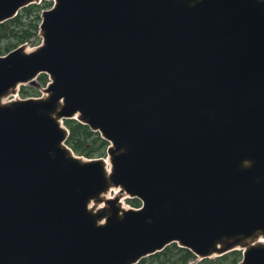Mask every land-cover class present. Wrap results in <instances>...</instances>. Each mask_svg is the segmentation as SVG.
<instances>
[{
  "label": "water",
  "instance_id": "obj_1",
  "mask_svg": "<svg viewBox=\"0 0 264 264\" xmlns=\"http://www.w3.org/2000/svg\"><path fill=\"white\" fill-rule=\"evenodd\" d=\"M37 1L0 0V23ZM51 1L43 45L0 57V264H137L172 243L264 264V0ZM40 74L45 97L1 103ZM73 117L110 143L108 176L65 145Z\"/></svg>",
  "mask_w": 264,
  "mask_h": 264
},
{
  "label": "rangeland",
  "instance_id": "obj_2",
  "mask_svg": "<svg viewBox=\"0 0 264 264\" xmlns=\"http://www.w3.org/2000/svg\"><path fill=\"white\" fill-rule=\"evenodd\" d=\"M53 2L51 1H46V0H40V2H35L32 5L38 6L39 7V18L41 21V17H40V13L42 11L48 10L51 8ZM29 7H32L31 5ZM18 16H21V18L24 17H29L28 16V12L25 11V8H21L18 11ZM32 18H28L27 20H25L26 22H28L29 20H31ZM38 22V28L36 29V32L34 34V36L25 43H16L10 39H7L6 41H1L0 40V53L6 54V49L5 48H9V51L14 50L18 47H23V49L26 52H31L34 49L38 48L39 46L42 45V36H41V31L39 29V23ZM28 25V24H27ZM12 43L10 46L12 47H6L7 44ZM16 43V44H15ZM36 83L38 85V87H33L30 85H19V87L17 88L16 91H18L19 95V99H26V98H39V97H45V87L46 85H41L39 82V79L36 78ZM29 88V89H28ZM22 89H28L27 91L29 92L28 95H22ZM33 89V90H30ZM32 91V92H31ZM35 91V92H34ZM10 98H12L11 96L4 99V101H8ZM65 119L62 120V123H64V127L66 129H68V127L65 124ZM92 140H89V143H91ZM93 147H97V145H93ZM73 152V151H72ZM74 153V152H73ZM74 155L76 156L77 154L74 153ZM78 156V155H77ZM79 158H81L82 160H90L88 157H84V156H78ZM93 159H97V158H104V159H108L107 158V153L105 151L103 156H100V153H96L92 156ZM114 189V188H113ZM107 197H112V198H117L118 197V201L120 202V205L122 207H126V209H135V207H132L131 204V199L127 197V195H125L124 193H121L119 191V189H114L113 191H109L108 194L106 195ZM124 203V204H123ZM263 237H261L262 239ZM181 249L177 246V244H171L169 246L166 247V249H164L162 252H160L159 254L156 255H151L148 256L147 258H143L140 260V262L138 264H230L231 263V258H229L230 255H232V253H241V250H239V248H237L236 250L229 252L227 254H225L223 257H219V256H214V257H210V258H200L198 256H190L189 260L186 263H183V260L181 259V255L185 254L184 252H180ZM240 251V252H238ZM158 255V256H157ZM241 255V254H240ZM239 259H238V263H239Z\"/></svg>",
  "mask_w": 264,
  "mask_h": 264
},
{
  "label": "trees",
  "instance_id": "obj_3",
  "mask_svg": "<svg viewBox=\"0 0 264 264\" xmlns=\"http://www.w3.org/2000/svg\"><path fill=\"white\" fill-rule=\"evenodd\" d=\"M25 11L28 12L29 17L21 18V16H16L15 18L0 24L1 41L10 39L16 43H25L34 36L36 29L38 28V22L40 21L38 13L39 7H27ZM28 18L32 19L26 22L25 20ZM11 44L12 43L7 44L6 47H12L13 45L10 46ZM5 49L6 52H9V48ZM2 55L4 54L0 53V56ZM37 79H39L41 85H46L48 82V78L44 74L40 75ZM28 89H26V91L25 89H22V95H28ZM64 122L69 130V136L66 140V144L74 151V153L88 158H92V156L98 152L100 153V156L104 155L108 143L102 140L98 136V133L96 134L89 131L87 126L81 125L73 120H65ZM89 140H92L91 143H89ZM93 145H97V147H93ZM130 202L132 206L136 208L140 205L139 201L136 199ZM180 252L185 253L181 255V259L183 260V263H186L189 260L191 253L183 249H181ZM229 258H231L230 264H237L238 259L240 260V253H232Z\"/></svg>",
  "mask_w": 264,
  "mask_h": 264
},
{
  "label": "bare ground",
  "instance_id": "obj_4",
  "mask_svg": "<svg viewBox=\"0 0 264 264\" xmlns=\"http://www.w3.org/2000/svg\"><path fill=\"white\" fill-rule=\"evenodd\" d=\"M75 117V116H74ZM61 126L64 128V123H62V121H61ZM104 163H105V169H106V174H107V176H108V174L110 173V170H111V166H110V164H109V160H107V159H105L104 160ZM108 194V193H107ZM107 194H102L101 195V197L103 198L104 197V199L105 198H109V197H107L106 195ZM124 204V203H123ZM138 206H140V205H138ZM101 205H97L96 203H95V201L94 200H91L90 201V203L88 204V209H90V210H94V211H96V210H98V209H101ZM125 209H126V207H125ZM129 209V208H128ZM264 241L263 240H257V241H255V242H251L250 243V245H255L256 243H263ZM166 249V248H165ZM214 256H216V255H213L212 257H214ZM145 258H147V257H145Z\"/></svg>",
  "mask_w": 264,
  "mask_h": 264
},
{
  "label": "flooded vegetation",
  "instance_id": "obj_5",
  "mask_svg": "<svg viewBox=\"0 0 264 264\" xmlns=\"http://www.w3.org/2000/svg\"><path fill=\"white\" fill-rule=\"evenodd\" d=\"M191 258H192V256H191Z\"/></svg>",
  "mask_w": 264,
  "mask_h": 264
}]
</instances>
